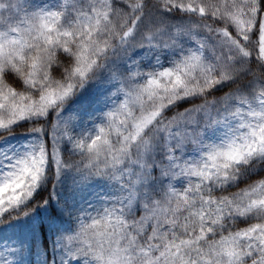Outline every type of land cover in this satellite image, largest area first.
<instances>
[{
  "label": "snow or ice",
  "instance_id": "obj_1",
  "mask_svg": "<svg viewBox=\"0 0 264 264\" xmlns=\"http://www.w3.org/2000/svg\"><path fill=\"white\" fill-rule=\"evenodd\" d=\"M93 82L112 107L75 136ZM25 121L0 223L53 168L119 186L76 215L66 264H264V0H0V139Z\"/></svg>",
  "mask_w": 264,
  "mask_h": 264
},
{
  "label": "trees",
  "instance_id": "obj_2",
  "mask_svg": "<svg viewBox=\"0 0 264 264\" xmlns=\"http://www.w3.org/2000/svg\"><path fill=\"white\" fill-rule=\"evenodd\" d=\"M36 2L44 7L51 6L54 0ZM112 90L108 85L93 82L82 97L78 96L66 105L63 114L77 116L72 126L73 135L81 136L95 130L104 113L112 107L102 99ZM52 115L55 119V114ZM28 125L27 121L21 122L11 134L0 139V176L8 170L6 165L10 160L6 157L22 154L34 142L33 135L23 130ZM3 135L0 132V136ZM219 135H212L211 142H219ZM66 147L70 153L71 145ZM188 158L196 159L198 154L190 153ZM52 171L53 174L29 201L34 211L27 216L6 219V222L0 223V260L9 258L12 264H66L69 258L66 238L78 229L76 215L86 208L98 206L103 199L112 198L119 187L99 177L82 183L77 174L67 169L57 178L54 168ZM40 198H46L47 204L37 205ZM62 207L70 208L73 214H65ZM72 264L79 262L72 261Z\"/></svg>",
  "mask_w": 264,
  "mask_h": 264
},
{
  "label": "rangeland",
  "instance_id": "obj_3",
  "mask_svg": "<svg viewBox=\"0 0 264 264\" xmlns=\"http://www.w3.org/2000/svg\"><path fill=\"white\" fill-rule=\"evenodd\" d=\"M84 92H85V91H83V92L81 93V95H79V97H82V96H83V94H84ZM76 98H77V97H74V98H73V99H72L70 102L74 101ZM70 102H69V103H70ZM85 114H88V113H87V112H85ZM25 122H26V121H25ZM28 123H29V122H28Z\"/></svg>",
  "mask_w": 264,
  "mask_h": 264
}]
</instances>
